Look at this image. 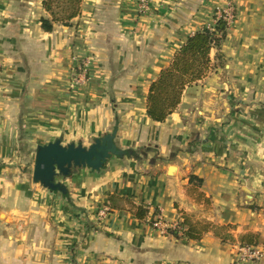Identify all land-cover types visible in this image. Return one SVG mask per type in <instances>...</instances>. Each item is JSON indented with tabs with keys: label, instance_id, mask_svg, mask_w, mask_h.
<instances>
[{
	"label": "crops",
	"instance_id": "obj_1",
	"mask_svg": "<svg viewBox=\"0 0 264 264\" xmlns=\"http://www.w3.org/2000/svg\"><path fill=\"white\" fill-rule=\"evenodd\" d=\"M42 2L0 0V264H250L242 236L264 251V0H153L146 16L133 0H82L51 33ZM227 6L235 16L209 72L150 121V84ZM78 55L90 83L63 94ZM113 131L131 156L60 178L66 195L32 182L38 146L88 147ZM158 215L200 239L162 236Z\"/></svg>",
	"mask_w": 264,
	"mask_h": 264
},
{
	"label": "trees",
	"instance_id": "obj_2",
	"mask_svg": "<svg viewBox=\"0 0 264 264\" xmlns=\"http://www.w3.org/2000/svg\"><path fill=\"white\" fill-rule=\"evenodd\" d=\"M81 2L82 0H43L42 7L49 18L40 20L42 32L51 33L56 25L68 27L71 21L80 15ZM213 20L215 23L211 30L204 27L187 38L170 65L150 84L146 99V116L150 121L163 123L180 104L185 88L201 80L211 69L210 51L220 49L228 28L222 18L214 16ZM220 57L218 54V61ZM189 183L200 187L202 181L190 176ZM61 194L66 195V192ZM146 213V210L139 207L135 216L139 220L144 218ZM185 224L189 225V222L185 220L183 225ZM183 235L188 240H199L201 236L191 226L183 231ZM239 242L240 247L246 248H256L261 243L260 237L254 234L242 236Z\"/></svg>",
	"mask_w": 264,
	"mask_h": 264
},
{
	"label": "water",
	"instance_id": "obj_3",
	"mask_svg": "<svg viewBox=\"0 0 264 264\" xmlns=\"http://www.w3.org/2000/svg\"><path fill=\"white\" fill-rule=\"evenodd\" d=\"M115 136L116 131H113L95 139L88 147L74 144L63 146L60 141L38 146L32 182L50 192L65 193L66 188L56 182L58 177L67 178L73 171L81 168L97 172L103 169L111 157L123 158L132 155L131 152L121 150L115 145ZM169 170L172 172L174 168L170 167Z\"/></svg>",
	"mask_w": 264,
	"mask_h": 264
},
{
	"label": "built area",
	"instance_id": "obj_4",
	"mask_svg": "<svg viewBox=\"0 0 264 264\" xmlns=\"http://www.w3.org/2000/svg\"><path fill=\"white\" fill-rule=\"evenodd\" d=\"M135 12L138 16H146L151 12V4L153 0H133ZM230 6H228L229 10ZM232 12V10H230ZM218 18H222L226 22L227 27L232 21V13L228 11H223V13H218ZM215 23V22H214ZM211 27H207L211 30ZM77 61L78 67L77 72H73L71 88L70 89H82L88 86L90 83V66L91 61L85 57L81 59L74 58ZM99 219L104 218L105 210L99 212ZM152 229L156 230L162 236H172L181 237L183 235V227L180 222H164L161 215L155 217V219L150 223ZM239 259L242 262H248L250 264H257L262 259H264V251H259L256 248H246L238 247Z\"/></svg>",
	"mask_w": 264,
	"mask_h": 264
},
{
	"label": "rangeland",
	"instance_id": "obj_5",
	"mask_svg": "<svg viewBox=\"0 0 264 264\" xmlns=\"http://www.w3.org/2000/svg\"><path fill=\"white\" fill-rule=\"evenodd\" d=\"M226 8V9H225ZM224 9L225 10H221V11H219L221 14L223 13L222 11H228V13H232L230 10H228V6L227 7H225ZM234 14L232 13V20L234 19ZM216 18H218V15L217 16H215ZM232 22V21H231ZM214 24V20L212 21V25ZM57 26V25H56ZM209 27H211V26H209ZM74 58H76V59H81L82 57L81 56H77V57H74ZM73 59V58H72ZM77 67H78V64H77V61H75V59H74V64H72V69H71V74H69V78L67 77V79L64 81V83L62 84V86L60 87V91L63 93V94H66V93H73L74 91H77L76 89L74 90V89H70L71 88V81H72V74H73V72H77L78 70H77ZM91 67V66H90ZM2 68V66L0 65V69ZM89 71H90V69H89ZM36 145H38V144H36V143H32L31 145H29V146H31V151L33 152V150L35 149V146ZM15 159H11L10 160V162H12V161H14ZM22 162V161H21ZM14 165V164H13ZM31 177H32V174H31ZM56 182L57 183H60V177H58L57 179H56Z\"/></svg>",
	"mask_w": 264,
	"mask_h": 264
}]
</instances>
